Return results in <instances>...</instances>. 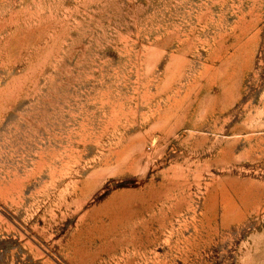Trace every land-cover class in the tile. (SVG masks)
Instances as JSON below:
<instances>
[{
  "label": "rangeland",
  "instance_id": "374dc122",
  "mask_svg": "<svg viewBox=\"0 0 264 264\" xmlns=\"http://www.w3.org/2000/svg\"><path fill=\"white\" fill-rule=\"evenodd\" d=\"M0 264H264V0H0Z\"/></svg>",
  "mask_w": 264,
  "mask_h": 264
}]
</instances>
